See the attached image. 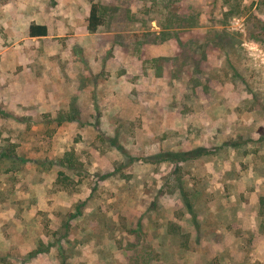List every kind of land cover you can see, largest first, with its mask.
Segmentation results:
<instances>
[{
	"label": "rangeland",
	"instance_id": "374dc122",
	"mask_svg": "<svg viewBox=\"0 0 264 264\" xmlns=\"http://www.w3.org/2000/svg\"><path fill=\"white\" fill-rule=\"evenodd\" d=\"M95 1L0 0V264H264V0Z\"/></svg>",
	"mask_w": 264,
	"mask_h": 264
},
{
	"label": "trees",
	"instance_id": "16d2710c",
	"mask_svg": "<svg viewBox=\"0 0 264 264\" xmlns=\"http://www.w3.org/2000/svg\"><path fill=\"white\" fill-rule=\"evenodd\" d=\"M101 5L95 0H91L89 15L87 17V29L90 32H96L98 28L103 24V18L101 16ZM48 25L44 23H32L29 26V35L35 36H46L48 35ZM181 160H184L188 155V152L182 153ZM16 156V151L13 146L6 147L0 151V161L10 160ZM261 204L264 206V196L261 198ZM72 214L71 216H73Z\"/></svg>",
	"mask_w": 264,
	"mask_h": 264
}]
</instances>
